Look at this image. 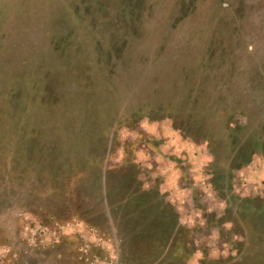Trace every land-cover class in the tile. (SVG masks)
Returning <instances> with one entry per match:
<instances>
[{
    "label": "rangeland",
    "instance_id": "obj_1",
    "mask_svg": "<svg viewBox=\"0 0 264 264\" xmlns=\"http://www.w3.org/2000/svg\"><path fill=\"white\" fill-rule=\"evenodd\" d=\"M263 123L264 0H0V264H264Z\"/></svg>",
    "mask_w": 264,
    "mask_h": 264
},
{
    "label": "trees",
    "instance_id": "obj_2",
    "mask_svg": "<svg viewBox=\"0 0 264 264\" xmlns=\"http://www.w3.org/2000/svg\"><path fill=\"white\" fill-rule=\"evenodd\" d=\"M131 7H133V5H130V8ZM92 69H94V68L91 66L90 70L92 71ZM64 83H65L64 78L63 79H60V78L54 79V83H50V84L49 83L43 84L42 82L40 84L35 83L36 85L35 84L33 85V90H34L33 93L35 94L34 104H36V105L32 106L30 112H33L34 109L36 108L35 106H37V103H38V100H39V94H41V93L43 94V96H46L45 99H44L45 100L44 105L47 106L48 109H55L54 107H56L58 105L60 106V103L63 102V100L60 98V95H59V94H61L60 92H66V93H70L71 95L72 94L74 95L78 91H82L83 92V99L82 100L88 102L87 101L88 99L86 100V97H85L86 94H90V96L94 97V91L97 88V85H96L95 81H92V80H88L85 83V86H83L84 84L81 85V83H74L70 87L71 90L67 89V87H65ZM24 87H26V86H24ZM20 92H22V90H20V89H19V93L16 92V90H13V92L12 91L10 92L9 97L11 96L12 93H13V96L11 98H9V102H8L9 104L4 105L8 110H12L13 111L14 108L18 109V108L22 107L23 104H25V102H22V104H20L21 103V99H24L23 94L20 93ZM192 98H193L192 96H188L187 100H190ZM72 99H73V97L68 102V104L72 101ZM28 101H30V100H28ZM28 101L26 103H28ZM10 103H14V105H12ZM76 103H77V101L75 102V106H76ZM193 104L196 105V102H194ZM162 105L163 106H160L158 108V110H163L165 112H168V114H169V112L170 113L173 112L174 114H171V115H173V116L175 115L174 116L175 118L180 117V114H178V113H181L182 104L181 105H176L175 103L174 104L171 103V105H173V107L176 108L177 110H173V108L170 107V105L168 106V104H162ZM179 108H181V109H179ZM2 113H3V111H2ZM176 114H178L179 116H177ZM191 116L192 115L186 116L187 117L186 121H188V119H190ZM135 121H137V119ZM132 123H135V122H132ZM19 126H21V125H19ZM263 126H264V123H263ZM230 128H232V127L231 126L226 127V129L228 130V133L232 134V132H234L235 128L231 129V131H230ZM27 130H28V132L27 131H22L20 129V127L18 129V132L23 137V146L28 148V149L37 148V141H38V137H39L38 131L34 128V126L29 127ZM211 134H213V133L211 132ZM27 139H29V142H27ZM255 142H257V144H259L260 142H262L264 144V136H256L255 137Z\"/></svg>",
    "mask_w": 264,
    "mask_h": 264
}]
</instances>
